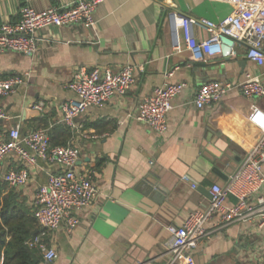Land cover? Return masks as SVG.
Returning <instances> with one entry per match:
<instances>
[{
    "label": "crops",
    "instance_id": "0c3cea01",
    "mask_svg": "<svg viewBox=\"0 0 264 264\" xmlns=\"http://www.w3.org/2000/svg\"><path fill=\"white\" fill-rule=\"evenodd\" d=\"M76 1L0 0V26L17 20L26 5L44 10ZM171 9L219 22L232 6L220 0H104L95 11V26H51L38 33L34 54L0 53V76L29 73L16 92L0 99L10 117L0 131L17 124L23 135L47 128L55 145L79 148L77 172L96 171V198L78 213L80 223L72 232L62 226L48 235L46 243L58 257L46 261L41 252L39 264H168L167 226L181 225L191 212L207 209L211 186L224 185L259 139L261 132L248 116L253 106L264 110V96L246 98L233 90L204 108L193 100L206 82H243L248 73L264 82V66L249 60L244 46L232 57L191 62L187 51L173 50ZM194 33L198 39L207 37L199 26ZM128 64L137 67L136 82L125 96L90 107L77 120V132L59 122L62 105L75 97L68 83L76 70L116 71ZM179 82L186 86L174 99L166 133L131 117L156 86ZM38 102L45 104L43 112L33 108ZM3 167L21 164L9 156ZM60 169L39 160L30 168L29 183L17 192L33 207L39 186ZM185 175L190 181L183 180ZM259 196L264 187L252 204ZM237 202L230 194L228 204ZM220 223L219 215L206 223L208 234L194 251L195 264H264V228L258 216L225 227Z\"/></svg>",
    "mask_w": 264,
    "mask_h": 264
},
{
    "label": "built area",
    "instance_id": "2783aa9c",
    "mask_svg": "<svg viewBox=\"0 0 264 264\" xmlns=\"http://www.w3.org/2000/svg\"><path fill=\"white\" fill-rule=\"evenodd\" d=\"M103 1L77 0L69 7L52 6L44 10L23 6L17 20L4 22L0 26V53L14 51L34 54L38 49V33L51 26H95V11ZM220 1L230 3L232 11L219 22L192 18L176 9L168 12L173 50L187 51L191 62H202L235 56L237 47L244 46L247 58L264 66V0ZM195 26L203 28L207 37L198 39L194 33ZM136 71L137 67L132 64L116 71L109 67L79 68L68 83L75 97L62 105L59 122L72 132H77V120L90 107L103 106L115 97L127 94L136 82ZM28 75L0 76V99L16 92ZM185 86L186 82L156 86L153 93L138 104L131 117L145 122L155 132L166 133L174 99ZM233 90H239L246 98L262 97L264 82L260 76L251 73L243 82H206L198 89L193 102L198 108L213 106ZM44 105L38 102L33 108L43 112ZM7 119L10 117L0 104V124ZM248 120L261 135L248 150L241 166L224 185L215 183L211 186L212 198L207 209L191 212L181 225L167 226L170 234L166 243L170 256L168 264H195L194 251L208 234L206 223L216 215L221 217L220 227L247 222L258 216L259 226L264 228V196L256 197L255 204L251 200L264 187V110L253 106ZM9 156L19 160L21 167L4 171L3 165ZM80 157L81 152L74 144L53 145L47 128H37L23 135L17 124L0 131V178L9 186L20 188L27 185L31 179L30 168L39 160L61 168L49 176L47 183L39 186L32 207L38 232L29 244L39 248L46 261L58 257L57 251L46 243L48 235L62 226L72 232L80 223L78 213L90 206L98 194L96 171H76ZM182 178L190 181L187 175ZM193 187L197 185L193 184ZM230 194L238 197L234 205L228 204Z\"/></svg>",
    "mask_w": 264,
    "mask_h": 264
},
{
    "label": "trees",
    "instance_id": "16d2710c",
    "mask_svg": "<svg viewBox=\"0 0 264 264\" xmlns=\"http://www.w3.org/2000/svg\"><path fill=\"white\" fill-rule=\"evenodd\" d=\"M37 229L32 207L0 178V264H39L41 251L29 244Z\"/></svg>",
    "mask_w": 264,
    "mask_h": 264
},
{
    "label": "water",
    "instance_id": "95a60500",
    "mask_svg": "<svg viewBox=\"0 0 264 264\" xmlns=\"http://www.w3.org/2000/svg\"><path fill=\"white\" fill-rule=\"evenodd\" d=\"M156 188H157L158 190H161V191L164 192V190H163L162 188H160L158 185L156 186ZM204 189H206V188H205L204 186H202V187H201V190H204ZM208 192H209V196H210V198H212V194H211L210 190H209ZM37 232H38V229L35 230V231L33 232V234L35 235Z\"/></svg>",
    "mask_w": 264,
    "mask_h": 264
}]
</instances>
